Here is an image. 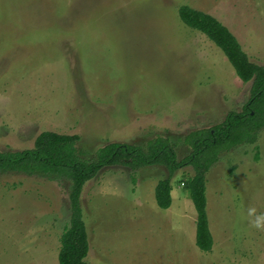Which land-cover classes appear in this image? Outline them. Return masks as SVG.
I'll return each instance as SVG.
<instances>
[{"label": "rangeland", "instance_id": "rangeland-1", "mask_svg": "<svg viewBox=\"0 0 264 264\" xmlns=\"http://www.w3.org/2000/svg\"><path fill=\"white\" fill-rule=\"evenodd\" d=\"M182 6L213 16L264 66V0H0V150L31 149L50 131L79 135L87 159L157 136L187 157V135L242 111L251 82L181 20ZM193 175L191 166L176 172L162 210L164 167L103 169L81 197L88 264H264V229L247 214L264 213V130L207 174L210 253L196 246ZM70 220L68 182L0 175V264H59Z\"/></svg>", "mask_w": 264, "mask_h": 264}, {"label": "trees", "instance_id": "trees-1", "mask_svg": "<svg viewBox=\"0 0 264 264\" xmlns=\"http://www.w3.org/2000/svg\"><path fill=\"white\" fill-rule=\"evenodd\" d=\"M179 15L187 26L206 35L224 52L242 82H251L250 99L242 111H231L221 123L187 135L185 143L191 149L187 157L179 161L171 141L157 136L145 147L110 143L100 148L94 158L87 159L77 147L79 135L50 131L41 133L31 149L0 150V175L17 172L69 183L71 220L61 237L59 264H88L90 241L81 207L83 189L103 169L115 166L132 171L164 167L168 176L155 189L156 204L162 210L172 206V179L176 172L191 166L194 175L186 190L197 212L196 246L205 253L213 250L207 213V174L223 152L255 144L264 130V66L251 62L233 33L213 16L188 6H182Z\"/></svg>", "mask_w": 264, "mask_h": 264}, {"label": "clouds", "instance_id": "clouds-1", "mask_svg": "<svg viewBox=\"0 0 264 264\" xmlns=\"http://www.w3.org/2000/svg\"><path fill=\"white\" fill-rule=\"evenodd\" d=\"M249 224L256 229H264V213L257 214L254 208L248 209Z\"/></svg>", "mask_w": 264, "mask_h": 264}, {"label": "crops", "instance_id": "crops-1", "mask_svg": "<svg viewBox=\"0 0 264 264\" xmlns=\"http://www.w3.org/2000/svg\"><path fill=\"white\" fill-rule=\"evenodd\" d=\"M196 10V9H195ZM198 11H201V10H198ZM172 192H173V190H172ZM172 199H173V197H172ZM156 201V200H155ZM157 205V204H156ZM159 208V207H158ZM168 210V209H167Z\"/></svg>", "mask_w": 264, "mask_h": 264}]
</instances>
